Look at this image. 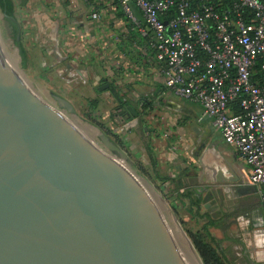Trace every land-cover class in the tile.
I'll use <instances>...</instances> for the list:
<instances>
[{
	"label": "water",
	"instance_id": "water-1",
	"mask_svg": "<svg viewBox=\"0 0 264 264\" xmlns=\"http://www.w3.org/2000/svg\"><path fill=\"white\" fill-rule=\"evenodd\" d=\"M89 129L114 159L0 59V264H200L176 217L163 219L127 173V155Z\"/></svg>",
	"mask_w": 264,
	"mask_h": 264
},
{
	"label": "crops",
	"instance_id": "crops-1",
	"mask_svg": "<svg viewBox=\"0 0 264 264\" xmlns=\"http://www.w3.org/2000/svg\"><path fill=\"white\" fill-rule=\"evenodd\" d=\"M61 2L54 0L63 6L72 25L65 58L78 67L85 64L86 72L93 70L92 80L85 78V84L99 101L95 112L109 124L110 132L139 152L159 176L180 181L181 193L190 192L200 200L201 212L210 220L237 214L231 219L230 237L242 246H234L233 252L240 250L243 259L255 263L250 260L253 257L263 264L264 210L258 189L250 183L249 166L212 122L203 119L201 106L183 101L166 87L163 68L149 40L138 33L133 38L135 30L118 0ZM20 4L15 0L16 10H23ZM96 14L98 19H94ZM77 73L82 74L81 70ZM106 84L115 88L122 104L110 91H101ZM144 101L151 107L144 109ZM211 230L215 238L224 240L222 231Z\"/></svg>",
	"mask_w": 264,
	"mask_h": 264
},
{
	"label": "built area",
	"instance_id": "built-area-1",
	"mask_svg": "<svg viewBox=\"0 0 264 264\" xmlns=\"http://www.w3.org/2000/svg\"><path fill=\"white\" fill-rule=\"evenodd\" d=\"M166 87L201 106L250 168L264 210V0H120ZM99 16L94 15V19Z\"/></svg>",
	"mask_w": 264,
	"mask_h": 264
},
{
	"label": "rangeland",
	"instance_id": "rangeland-1",
	"mask_svg": "<svg viewBox=\"0 0 264 264\" xmlns=\"http://www.w3.org/2000/svg\"><path fill=\"white\" fill-rule=\"evenodd\" d=\"M58 1L61 5V0ZM28 2V7L16 10V18L22 31L21 41L26 51V60L21 57L20 50L12 40L7 30L8 25L0 12V37L6 49L5 52L9 56L8 58L5 54L9 62L19 71L20 76L35 88L46 106L59 112L91 145L114 159L110 153L104 151L89 126L105 133L127 155L129 159L127 167L132 170L129 173L139 177L137 178L141 183L137 184L151 198L160 216L173 224H175L174 217H176L179 226L192 244L188 234L203 236L204 231L202 224H197L193 216L188 213V202L179 200L173 193V185L161 182L157 177L159 174L152 166L145 163L139 152L131 150L119 137L113 135L109 130V124L99 115L100 113L97 114L92 109L90 100H93L94 92H91L90 86L85 84V78L88 77L91 81L93 70L86 72L85 64L78 67L75 63L73 64L72 59L65 58L68 55V45L71 44V41H67L70 39L68 38L70 37L68 29L72 31L68 13L62 12L63 6L56 5L54 0L46 2L44 0H28ZM65 20L69 21L68 24H64ZM71 65L73 67L69 69L68 66ZM77 70H81L82 74L79 75ZM140 179L147 180L162 197L164 203ZM210 233L214 236L211 229ZM224 245L228 247L230 243L225 242ZM193 250L196 252L195 248ZM195 254L199 257L197 252ZM234 255L243 258L240 250H236ZM251 258L250 260L255 263L262 261ZM199 262H202L200 257Z\"/></svg>",
	"mask_w": 264,
	"mask_h": 264
},
{
	"label": "trees",
	"instance_id": "trees-1",
	"mask_svg": "<svg viewBox=\"0 0 264 264\" xmlns=\"http://www.w3.org/2000/svg\"><path fill=\"white\" fill-rule=\"evenodd\" d=\"M21 7H25L28 3V0H20ZM120 3V0H118ZM121 8V5H120ZM122 11V9H121ZM0 12L4 15V21L8 25V31L15 45L20 50L21 57L26 60V51L22 44L21 37L22 31L21 26L16 18V7L15 0H0ZM123 13V12H122ZM132 28V27H131ZM132 36L134 39L138 38L137 32L132 31ZM92 102V109L95 111L98 107L99 101L96 99L90 100ZM128 104V103H127ZM148 101L143 102V108H150ZM142 125V121H141ZM100 128L98 125H95ZM147 152L150 155V150L147 148ZM157 177L163 183H168L173 185L175 189L173 193L179 200L187 201V211L191 214L197 224H202L204 235L194 236L188 234L189 238L192 241V244L198 253L203 264H257L252 263L246 259L238 258L234 255L233 247L242 246L241 242L238 239L230 237V228L232 225L231 219L234 218L237 214L223 215L219 220H210L201 212V202L196 197H194L190 192L181 193L183 185L178 180L169 179V178H160ZM218 229L223 232L224 240H218L210 233V229ZM224 242H230L232 244L229 248H224Z\"/></svg>",
	"mask_w": 264,
	"mask_h": 264
},
{
	"label": "bare ground",
	"instance_id": "bare-ground-1",
	"mask_svg": "<svg viewBox=\"0 0 264 264\" xmlns=\"http://www.w3.org/2000/svg\"><path fill=\"white\" fill-rule=\"evenodd\" d=\"M5 47L3 46V43H2V41H1V37H0V59L3 61V63H4V65H7V66H10V67H12L13 68V70L20 76V73H19V71L15 68V67H13V65L9 62V60H8V58H9V56H8V54H7V52H5ZM7 55V57H6V55ZM125 168V170L127 171V173H129L130 171H132L129 167H127V166H125L124 167ZM129 175L133 178V180L136 182V183H141L140 181H139V179L137 178L138 176H135L133 173H129ZM179 230V229H178ZM180 231V230H179ZM180 233L183 235V233L180 231ZM184 236V235H183ZM184 238H185V236H184ZM186 239V238H185ZM187 240V239H186ZM188 241V240H187ZM190 244V243H189ZM191 245V244H190ZM193 249V248H192ZM196 253V252H195ZM199 258V257H198ZM201 264V263H200Z\"/></svg>",
	"mask_w": 264,
	"mask_h": 264
}]
</instances>
